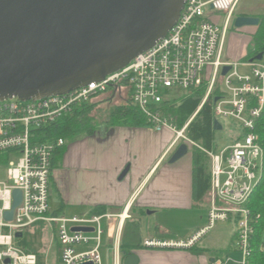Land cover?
<instances>
[{
  "label": "built area",
  "instance_id": "1",
  "mask_svg": "<svg viewBox=\"0 0 264 264\" xmlns=\"http://www.w3.org/2000/svg\"><path fill=\"white\" fill-rule=\"evenodd\" d=\"M238 2L186 0L179 19L165 38L102 81L91 82L61 96L27 102L0 101V160H4L6 166V179L0 181V264H5V260L8 264H37L36 254L26 253L17 246L15 234L38 223L55 226L61 264H102L103 221L106 220L107 231L114 225L111 215L65 217L50 213L52 160L66 140L41 143L37 140V131L114 88L119 97L127 95L130 105L144 116L155 133L167 130L173 134L168 151L182 143L192 148L195 145L185 136V130L193 117L178 130L164 116L162 105L171 90L188 92L204 86L201 108L216 88L225 66L231 68L220 76L224 90L218 89L222 95L216 97V102L213 100V121L234 119L244 135L219 155L206 152L211 160L208 223L186 241L148 240L144 247L190 249L216 222L232 221L236 228L233 245L240 259H215L213 264L248 263L254 224L246 203L258 183L264 155L254 132L255 122L264 108V52L260 60L253 62H224L225 39ZM208 12L225 13L222 29L210 20ZM239 66L250 69V74H238ZM225 152L228 155L224 159ZM15 190L21 192V202L12 220L5 221L4 214L12 207ZM125 218L124 214L118 216L119 221ZM74 228H91L92 232L72 231ZM108 238L111 239V264H120L118 240L116 236ZM260 250L264 253V244Z\"/></svg>",
  "mask_w": 264,
  "mask_h": 264
},
{
  "label": "water",
  "instance_id": "2",
  "mask_svg": "<svg viewBox=\"0 0 264 264\" xmlns=\"http://www.w3.org/2000/svg\"><path fill=\"white\" fill-rule=\"evenodd\" d=\"M186 0H0V101H34L70 93L124 68L138 54L166 37ZM259 18L237 16L233 27H257ZM262 53L249 59L260 60ZM230 66L222 68L224 76ZM217 98L214 99V102ZM213 130L222 126L213 121ZM182 143L172 153L174 164L190 153ZM127 165L119 175L128 173ZM4 220L11 221L21 202ZM72 231L92 232L91 228ZM15 237L21 238L17 233ZM8 264V260L4 261ZM130 253L123 264H137Z\"/></svg>",
  "mask_w": 264,
  "mask_h": 264
},
{
  "label": "crops",
  "instance_id": "3",
  "mask_svg": "<svg viewBox=\"0 0 264 264\" xmlns=\"http://www.w3.org/2000/svg\"><path fill=\"white\" fill-rule=\"evenodd\" d=\"M208 14L210 18L212 15ZM251 29L254 32L255 28ZM242 31L243 28L235 29L234 33L243 34ZM232 47L233 45L226 44L225 39L222 54L224 62H241L248 52L239 46ZM108 100L111 103L116 99ZM102 127L100 132L95 131V134L98 133L95 137H82L81 140H74L68 147L64 145L62 156L55 167L59 168V164L60 174L57 175L62 176L64 182L67 181L73 189L72 203L79 202L78 205L85 208L79 216L91 215L94 209L104 210L102 215L113 216L114 225L109 231L105 226L106 220L103 221L107 255L112 256L109 249L111 239L108 238L111 235L118 240L120 260L122 253L128 251L137 256V264H213L215 259L239 260L236 255L229 257L226 252L234 250L236 228L231 233L229 246L222 249L211 243L212 238L206 240L204 237L207 234L190 249L144 247V242L148 240L186 241L205 227L208 223V194L199 202L192 199L190 153L174 164H168L176 149L168 151L173 140L171 132L153 131V135L146 132V128L112 127L108 124ZM164 135L171 139L168 142L163 140ZM127 165L130 166L128 173L119 180L120 173ZM61 210L50 213L54 215ZM148 210L152 212L149 213ZM122 214L127 218L119 221L118 216ZM147 214L162 215V221L155 224L156 235H149L147 232L137 236L133 230L127 231L130 224H140ZM57 216L63 215L60 212ZM172 221L185 224V229L175 231ZM44 225L47 224L38 223L35 226ZM50 226L55 232V226ZM53 239L56 241L55 235ZM202 240H206V243Z\"/></svg>",
  "mask_w": 264,
  "mask_h": 264
},
{
  "label": "trees",
  "instance_id": "4",
  "mask_svg": "<svg viewBox=\"0 0 264 264\" xmlns=\"http://www.w3.org/2000/svg\"><path fill=\"white\" fill-rule=\"evenodd\" d=\"M237 16L244 15L233 14L234 18ZM257 18H259V24L252 34V49L241 62H248L252 57L264 52V15L257 16ZM103 95H109V98H114L116 101L118 98L120 100L118 90L110 88L105 94L96 96L81 107L74 108L71 113L62 116L50 126L37 131V140L41 143H52L57 139L66 140L83 133L93 132L95 125L93 126L92 118L90 117L92 110H94L92 101ZM204 95L205 87L201 86L198 89L186 92L180 98L178 104L168 99L162 105L164 116L178 130L193 117L185 130V136L195 145L190 152L192 199L195 202L201 201L210 189L211 160L206 152H215L213 142L216 132L212 126V107L213 100L221 96L222 93L215 88L205 104L199 108ZM107 122L106 124L112 127L150 128L144 116L135 107L130 105L129 101L125 104L117 105L111 111ZM254 132L258 136L259 144L264 152V108L260 117L255 122ZM62 153L63 147L55 151L52 169L58 163ZM246 208L249 210L252 216V223L254 224V234L251 237L250 256L247 264H264V253L260 250L264 244V155L258 183L246 203ZM59 213L57 212L54 215H59ZM91 213L102 215L104 214V210L94 209ZM128 255V251L122 253L121 264Z\"/></svg>",
  "mask_w": 264,
  "mask_h": 264
},
{
  "label": "rangeland",
  "instance_id": "5",
  "mask_svg": "<svg viewBox=\"0 0 264 264\" xmlns=\"http://www.w3.org/2000/svg\"><path fill=\"white\" fill-rule=\"evenodd\" d=\"M206 1V0H204ZM207 11V9H206ZM235 14L238 15H244L246 17H254L264 15V0H239L235 7ZM210 20L214 23H216L220 28L222 29L223 22L225 19V13L223 12H214V14H211ZM256 28V27H253ZM234 27H233V21L229 25V30L227 32L226 36V44L233 45L232 48L240 47L242 50H245L246 52H249L252 49L251 46V40H252V29L251 27H245L243 28L242 33L243 34H235L234 33ZM237 36H232V35ZM248 54V53H247ZM238 74L240 75H247L250 74V69L245 67H238L237 68ZM222 79L220 77V74L218 76V80L216 82L215 87L219 90H224V86L222 84ZM186 92L183 90H173L170 92L167 96V98L170 101L175 102L178 104L180 102V98L185 94ZM109 95H103L95 100L92 101V104L94 105V110H92V113L90 114V117L92 118V124L95 127V130L93 132H87L80 135H77L76 137L66 139V147L69 146L74 140H81L80 138H89L91 136H97L98 133L95 134V131L97 132L102 130V126L106 123H108V119L110 117L111 111L117 106L121 104L127 103V95L123 94V96H120V100H113V102L109 103ZM218 122L222 126V130L215 133L214 137V150L217 155L220 154L223 149L231 145L234 141L237 140L238 137H241L244 135V132L242 131L239 123L231 118H219ZM146 132H149V134L153 133V130L151 128H146ZM155 133H153L154 135ZM171 137L164 135L163 140L169 141ZM84 140V139H83ZM193 148V146H192ZM191 148V150H192ZM191 152V151H190ZM228 153L225 152L223 155V158L225 159L227 157ZM226 166V165H225ZM5 161L0 160V181H4L6 179V168H5ZM59 164H58V166ZM59 168L55 167V170L53 171V174L50 179L49 184V197H48V205L51 212L57 211L62 209L61 215L65 217H71V216H79L83 211H85L84 207H80L77 203H72V190L69 183L66 181L64 182L62 176H58ZM149 211V210H148ZM152 210L149 211L151 213ZM148 216H145L144 219L140 224H130L127 227V231L134 232V235L137 236L141 233H147L150 235L151 233L155 234L157 228L155 227V224H159L162 221V215L159 214H147ZM162 218V219H161ZM169 220H172L170 218ZM187 220V218H186ZM173 224V229L175 231H179L182 229H185V224H180V221L177 222H171ZM104 228V224H103ZM235 228L234 222H216L215 225L209 230L207 235L204 238H212L211 243H215L216 247L219 248H225V246H229L230 244V238L231 233L233 229ZM197 231V230H196ZM22 237L18 238L16 241L18 242L17 246L22 249V251L26 253H34L37 256V264H61L60 258H59V250L57 249V243L53 239L55 232H53L52 227L50 225H44L41 227L32 226L29 228H26L21 231ZM193 233V232H192ZM156 235V234H155ZM105 236H103V247L101 248L100 255L102 259V264H111V257L107 255L106 248H104L105 244ZM177 239V238H175ZM205 240V241H206ZM264 240V239H263ZM204 240H202L203 242ZM203 243H206V242ZM1 250V249H0ZM235 250V249H234ZM227 251V255L229 257H232L233 254L236 255V258L240 259V254L235 253V251Z\"/></svg>",
  "mask_w": 264,
  "mask_h": 264
}]
</instances>
